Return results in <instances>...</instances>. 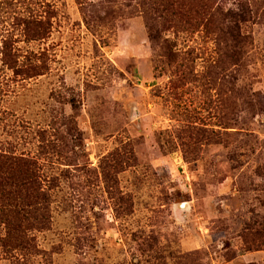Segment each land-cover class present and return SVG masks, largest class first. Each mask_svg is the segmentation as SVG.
I'll use <instances>...</instances> for the list:
<instances>
[{"label":"rangeland","instance_id":"1","mask_svg":"<svg viewBox=\"0 0 264 264\" xmlns=\"http://www.w3.org/2000/svg\"><path fill=\"white\" fill-rule=\"evenodd\" d=\"M165 1L0 0V149L37 160L52 216L26 252L0 221V264H264V0Z\"/></svg>","mask_w":264,"mask_h":264},{"label":"trees","instance_id":"2","mask_svg":"<svg viewBox=\"0 0 264 264\" xmlns=\"http://www.w3.org/2000/svg\"><path fill=\"white\" fill-rule=\"evenodd\" d=\"M172 6L169 0L160 4L163 9L159 17L164 13L168 18L174 15L181 17L182 14L174 12ZM219 16V31L232 35L233 54L230 56L236 60L235 57L239 53L238 46L244 45L247 41L241 33L243 17L233 11L225 13L223 10L219 12ZM17 20L23 26L25 36L31 40L42 39L49 32V22L42 18H17ZM0 56L3 64L11 69L20 70L19 56L14 50L12 41L7 40L2 43ZM30 67L31 75H41L39 70L42 72L45 69L42 65L33 64ZM51 218V194L44 188L37 160L24 154L15 155L0 149V221L6 227L4 244L10 249L26 252L32 247L28 233L48 228ZM258 233L263 232L258 231Z\"/></svg>","mask_w":264,"mask_h":264}]
</instances>
